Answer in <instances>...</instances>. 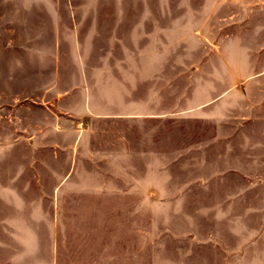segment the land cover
Returning <instances> with one entry per match:
<instances>
[{"label":"rangeland","instance_id":"374dc122","mask_svg":"<svg viewBox=\"0 0 264 264\" xmlns=\"http://www.w3.org/2000/svg\"><path fill=\"white\" fill-rule=\"evenodd\" d=\"M0 264H264V0H0Z\"/></svg>","mask_w":264,"mask_h":264}]
</instances>
